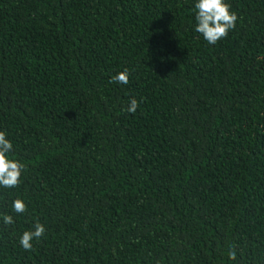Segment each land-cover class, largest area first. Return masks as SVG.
Here are the masks:
<instances>
[{
  "label": "trees",
  "instance_id": "trees-1",
  "mask_svg": "<svg viewBox=\"0 0 264 264\" xmlns=\"http://www.w3.org/2000/svg\"><path fill=\"white\" fill-rule=\"evenodd\" d=\"M225 2L210 45L196 0H0V264H264V0Z\"/></svg>",
  "mask_w": 264,
  "mask_h": 264
},
{
  "label": "clouds",
  "instance_id": "clouds-1",
  "mask_svg": "<svg viewBox=\"0 0 264 264\" xmlns=\"http://www.w3.org/2000/svg\"><path fill=\"white\" fill-rule=\"evenodd\" d=\"M194 8L197 21L195 31L201 34L210 45L226 38L229 31L236 27L238 15L231 10V5L225 0H196ZM129 76V71L124 69L112 76L110 82L127 85ZM138 107V101L133 98L130 100L127 111L134 114ZM6 136L4 131H0V187L16 188L19 187L22 174L27 166L19 160L10 158L9 154L12 152L13 144ZM12 208L15 213L23 214L27 212L28 205L22 199L17 198L13 201ZM3 223L11 225L15 221L11 215H4ZM45 234V226L37 222L34 225V230L23 232L19 244L24 250L31 251L33 250V240L39 241ZM229 259L236 260L235 249L229 252Z\"/></svg>",
  "mask_w": 264,
  "mask_h": 264
}]
</instances>
